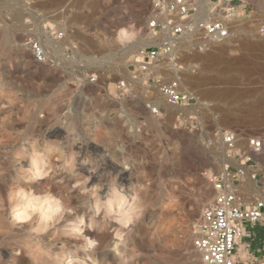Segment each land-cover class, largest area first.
Instances as JSON below:
<instances>
[{"label":"rangeland","instance_id":"rangeland-1","mask_svg":"<svg viewBox=\"0 0 264 264\" xmlns=\"http://www.w3.org/2000/svg\"><path fill=\"white\" fill-rule=\"evenodd\" d=\"M243 1L228 39L187 37L162 58L163 77L191 96L170 105L129 71L126 48L148 34L152 0H0V264H198L193 229L211 180L237 168L222 154L243 165L247 138H264V0ZM41 23L65 30L62 48L77 43L81 56L36 62L24 40ZM220 44V63L205 62ZM118 79L130 86L117 105ZM116 193L140 209L130 222Z\"/></svg>","mask_w":264,"mask_h":264},{"label":"built area","instance_id":"built-area-1","mask_svg":"<svg viewBox=\"0 0 264 264\" xmlns=\"http://www.w3.org/2000/svg\"><path fill=\"white\" fill-rule=\"evenodd\" d=\"M245 6L243 0H152L147 29L154 34V42L142 48L139 58L132 62L131 78L139 80L144 87H152L148 86L152 82L167 104L188 105L191 96L180 90L179 78L166 80L161 74L164 70L162 58L174 53L187 37L199 35L203 40L216 42L228 39L234 19L241 16L240 11ZM43 31L42 37L28 36L24 40L36 62L54 64L58 57L75 62L81 56L77 43L62 48L67 36L65 30L43 26ZM46 36L54 48L44 47ZM86 80L88 84H94L97 76L88 74ZM129 86L123 79L113 84V98L117 105L124 100ZM97 92L103 99L106 88L100 86ZM146 107L152 113L158 112L152 101ZM221 137L229 148L238 141L237 135L231 131L221 132ZM246 142L250 152H262L263 137L249 136ZM245 156L243 165L249 168L255 186L264 194V160ZM242 175L238 167L233 172L226 167L222 174L211 180L215 195L199 214L193 229V248L198 255V264H238L237 245L244 235L245 224L264 223V196L254 197L246 204L243 199L251 193L242 187ZM242 264H264V256Z\"/></svg>","mask_w":264,"mask_h":264},{"label":"bare ground","instance_id":"bare-ground-1","mask_svg":"<svg viewBox=\"0 0 264 264\" xmlns=\"http://www.w3.org/2000/svg\"><path fill=\"white\" fill-rule=\"evenodd\" d=\"M259 6V5H258ZM197 19V18H195ZM139 20V19H138ZM42 23H41V32L43 34V28H42ZM154 40V34L152 32H148V34L146 35L145 38L142 39V41L135 43L133 46L128 47V49L126 48V53L132 57V60L138 59L139 58V52L142 48L150 45L152 42L151 40ZM46 44H49L51 47L54 48L53 42L51 41V39L48 38V36H46ZM216 45V44H215ZM212 46L213 48L209 51L204 53L201 57L202 59L206 62H209V60L211 62H214V64H219L221 59H223V55H224V51L226 49V47L223 44H220L218 46ZM56 49V48H55ZM59 49V47H58ZM125 55V54H124ZM169 56V55H168ZM164 63V62H163ZM109 68V67H108ZM125 76V75H124ZM127 77V76H126ZM127 81V80H126ZM130 81V80H129ZM131 82V81H130ZM137 82V81H136ZM138 83V82H137ZM140 84V83H139ZM135 88V87H134ZM187 90V89H185ZM172 107V106H171ZM177 108V107H176ZM175 108V109H176ZM179 109V108H177ZM180 111V110H179ZM223 124H229L231 123L230 120H228L227 118H223L222 120ZM233 123V122H232ZM240 140H238L230 150H234L235 148L237 149V146L240 145ZM228 147V146H227ZM248 155L258 159V160H264V143H263V147H262V152L261 153H252L250 152V150L247 151ZM222 162L224 163H231L235 166H237L242 172L243 175L241 176L242 180V187L244 188V190H247L248 192H250L254 197H258L261 196L263 197L264 194L263 192L255 186V181L252 178V174H247L246 173V169L245 167L242 165V163L237 162L235 159H233L230 154L227 153H223L222 154ZM37 163V162H36ZM226 166V165H225ZM38 167L37 166H33V169L36 170ZM115 201L117 200V197L114 198ZM110 200V199H109ZM107 201V200H106ZM114 203L112 204H115ZM113 202V201H111ZM117 203V202H116ZM118 204V203H117ZM115 247V246H114ZM67 264H76L74 262H68Z\"/></svg>","mask_w":264,"mask_h":264},{"label":"crops","instance_id":"crops-1","mask_svg":"<svg viewBox=\"0 0 264 264\" xmlns=\"http://www.w3.org/2000/svg\"><path fill=\"white\" fill-rule=\"evenodd\" d=\"M236 256L238 264L264 256V223L245 224L244 235L238 240Z\"/></svg>","mask_w":264,"mask_h":264},{"label":"clouds","instance_id":"clouds-1","mask_svg":"<svg viewBox=\"0 0 264 264\" xmlns=\"http://www.w3.org/2000/svg\"><path fill=\"white\" fill-rule=\"evenodd\" d=\"M38 157L33 159V163L36 162ZM117 200L116 202L120 208V215L122 222H130L134 216H138L140 214V209L137 206L135 199L133 198V202L129 203L123 196L119 193H116ZM30 205L28 204H19L14 209L13 212L16 215L17 219H27V213L29 210ZM59 207L50 208L48 212L45 214L44 219H51L52 212H58Z\"/></svg>","mask_w":264,"mask_h":264}]
</instances>
